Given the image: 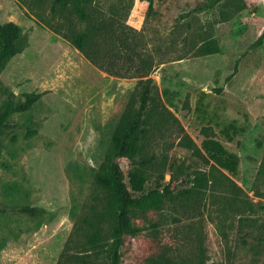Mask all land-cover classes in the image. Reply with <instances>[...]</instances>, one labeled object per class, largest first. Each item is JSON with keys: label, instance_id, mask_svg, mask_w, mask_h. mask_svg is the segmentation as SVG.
<instances>
[{"label": "rangeland", "instance_id": "374dc122", "mask_svg": "<svg viewBox=\"0 0 264 264\" xmlns=\"http://www.w3.org/2000/svg\"><path fill=\"white\" fill-rule=\"evenodd\" d=\"M154 1L97 0L155 64L140 153L115 161L173 192L135 210L142 231L126 236L121 264H264V0ZM52 3L0 0V24L24 35L0 73V115L41 95L0 127V264H110L114 217L96 174L141 79L92 64L51 28ZM206 43L219 52L202 55ZM207 141L235 157L230 169Z\"/></svg>", "mask_w": 264, "mask_h": 264}, {"label": "trees", "instance_id": "16d2710c", "mask_svg": "<svg viewBox=\"0 0 264 264\" xmlns=\"http://www.w3.org/2000/svg\"><path fill=\"white\" fill-rule=\"evenodd\" d=\"M51 28L65 37L92 64L111 76L122 78H140L137 95L138 107L130 110L116 129L112 139L113 152L96 174V182L106 189L110 196L114 226L111 232V243L108 247L110 264H121V249L127 235H137L141 227L133 224L136 209L159 208L165 199L173 194L170 186L163 191L159 187L148 188L145 175L138 171L125 173L115 158L135 159L140 153L141 141L146 134L144 124L155 101L157 86L150 77L155 64L152 56L138 51V31L126 23L107 16L97 5V0H52ZM149 2V10L154 7V0ZM23 30L15 22L0 24V73L7 63L22 51ZM202 55L219 52L212 43L203 44ZM221 91V90H219ZM40 94H28L27 102L13 107L8 104L6 111L0 115V127L15 112L29 110L40 99ZM135 96L133 97V100ZM209 155L217 162L230 169L235 157L228 155L215 141L204 143ZM232 169V168H231ZM19 212L37 216V207L25 206ZM100 232L90 236L88 243L96 246L101 240Z\"/></svg>", "mask_w": 264, "mask_h": 264}]
</instances>
